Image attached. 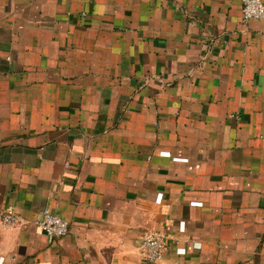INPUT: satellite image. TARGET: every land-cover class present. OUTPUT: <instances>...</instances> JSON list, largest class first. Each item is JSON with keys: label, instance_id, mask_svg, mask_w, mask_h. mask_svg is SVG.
Here are the masks:
<instances>
[{"label": "crops", "instance_id": "1", "mask_svg": "<svg viewBox=\"0 0 264 264\" xmlns=\"http://www.w3.org/2000/svg\"><path fill=\"white\" fill-rule=\"evenodd\" d=\"M7 208L26 222L0 219V264H264V18L241 0H0ZM47 209L65 235L38 225Z\"/></svg>", "mask_w": 264, "mask_h": 264}, {"label": "built area", "instance_id": "2", "mask_svg": "<svg viewBox=\"0 0 264 264\" xmlns=\"http://www.w3.org/2000/svg\"><path fill=\"white\" fill-rule=\"evenodd\" d=\"M242 16L245 21L251 18H264V0H241ZM161 197V193L159 198ZM2 222L11 227L21 226L26 222L25 217L14 210L7 208L0 212ZM38 225L50 236L61 237L69 230V221L62 215L50 210H45L38 221ZM184 223H182L183 227ZM198 245V243H197ZM165 236L159 230H148L142 242L145 258L155 263L163 258L165 253ZM185 247L177 248L178 253H184Z\"/></svg>", "mask_w": 264, "mask_h": 264}]
</instances>
